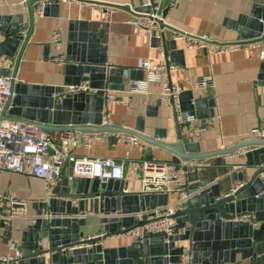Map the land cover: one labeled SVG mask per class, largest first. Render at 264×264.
Returning <instances> with one entry per match:
<instances>
[{
    "label": "water",
    "instance_id": "95a60500",
    "mask_svg": "<svg viewBox=\"0 0 264 264\" xmlns=\"http://www.w3.org/2000/svg\"><path fill=\"white\" fill-rule=\"evenodd\" d=\"M76 1L104 4L90 0ZM41 2L45 4L43 15H48L50 10L57 15L61 0H26L30 13L29 28L19 14L2 19L0 61H10L12 65L1 69L0 74L11 76L12 93L1 119L37 125L48 132L108 134L111 141L116 135L127 134L167 151L172 156V164L210 158H216L219 163L224 156L243 148L264 147V131L262 137L244 139L227 148L203 152L198 144L189 141L178 124L175 140L170 142L166 129L155 128L153 135L146 134L141 118L135 129L105 120L108 101L104 90L123 91L130 82L143 80L144 71L108 66L106 45L96 34H88L87 27H80L83 33L79 38H70L73 43L68 45L65 63L60 68L63 85H32L18 80L17 71L23 50L33 30L35 8ZM110 6L130 9L124 5ZM149 11L150 8L145 6L133 14ZM165 17L163 14L162 18L156 19L160 29L179 32L165 23ZM236 28L239 41L233 44L263 42L264 7L256 6L249 15L241 16ZM162 34L168 61L170 50L173 54L184 53L177 40H168L165 33ZM20 45L21 50L15 58ZM84 82L96 91L62 96L65 87ZM160 104L161 101L158 102ZM179 104L181 111L199 119L214 117L213 109H204L208 106V99L195 98L192 90L181 92ZM63 116H67V121H59ZM261 159L264 164V154ZM259 173L260 170L247 183L243 173L238 174L236 180L242 186L228 193H223L219 184H212L214 179L196 182L178 195L172 216L175 223L172 236L147 233L119 247H106L104 241L128 234L151 221L154 211L167 205V194L152 192L153 186H150V191L127 193L122 180L101 183L98 179H76L70 186H58L59 189L49 193L38 204L36 217L20 236L18 251L21 256L9 264H180L184 253L191 256L194 264H264V184ZM247 213L253 216L252 222L227 220ZM94 224L102 226V235L96 238L84 232ZM12 228V222L7 219L6 205L0 196V229L9 233Z\"/></svg>",
    "mask_w": 264,
    "mask_h": 264
},
{
    "label": "crops",
    "instance_id": "0c3cea01",
    "mask_svg": "<svg viewBox=\"0 0 264 264\" xmlns=\"http://www.w3.org/2000/svg\"><path fill=\"white\" fill-rule=\"evenodd\" d=\"M90 1L104 4L61 0L57 15L52 14V10L48 15H40L35 9L33 30L17 71L18 80L32 85H63L60 68L65 62L60 64L55 59L62 55L66 57L67 47L73 43L70 38H79L83 33L81 26L87 27L88 34L99 36L101 43L106 45L108 66L142 70V64L147 60H151L152 64L159 63L157 43L150 39L144 29L128 22L135 16L134 11L145 7V0ZM152 1L160 5L161 18L165 14V23L174 29L196 36L208 35L213 41L228 44L239 41V31L236 28L239 18L249 15L256 6L264 7V0ZM110 5H124L130 9ZM16 14L22 16V22L29 28L30 13L26 0H0V28L3 17ZM55 31L61 36L60 41L56 43L53 42ZM163 32L168 40L173 39V32ZM2 39L0 35V41ZM178 42L184 53L179 55L173 54L171 50L168 52L170 62L179 66V69L171 74V81L179 86L181 92L192 90L195 98L208 99V106L204 109L214 111L213 127L200 132L197 125H189L180 127L182 133L190 142L198 144L203 152L227 148L244 139L261 137L264 131V71L260 43L212 54L206 49H187L183 40ZM21 45L15 53V58L21 50ZM11 65L10 61L1 60L0 70ZM207 76L214 78L215 89L201 87V79ZM160 89L159 83H152L147 95H127L125 90L111 91L127 98V104L108 103L105 120L114 125L135 129L138 119L141 118L145 123L146 134L153 135L155 128L166 129L168 141H174L177 122L173 109L160 100ZM59 121H67V116H63ZM69 132L73 137L70 150L74 155L114 158L124 163L125 178L122 181L125 183L124 192L127 193L145 191L142 182L143 161L151 159L167 162L170 167L177 165L170 162V153L144 142L131 144L119 140V135L114 136L111 141L110 135L106 134L108 136L105 140L94 141L91 147L86 148L81 142V138L86 135ZM263 154L264 147H258L247 154L238 151L224 156L219 163L216 158H210V167L188 170L187 185L183 191L193 187L198 181L214 179L212 184H219L222 192L228 193L239 186L236 180L238 174L243 173L245 183L253 177L262 164ZM70 171L71 166L66 163L63 173L68 175ZM68 185L72 184L66 179L46 181L37 178L29 169L24 174L0 170V196L6 205L7 219L12 222L13 227L9 233L0 229L1 255H15L23 230L37 215L38 204L49 193L59 189L58 186ZM179 194H167L166 204L174 207ZM11 200L26 202V211L11 217ZM101 228L100 224H94L84 229V232L89 236L100 235ZM133 240L134 237L125 234L108 238L104 242L106 247H119ZM262 244L264 245V241Z\"/></svg>",
    "mask_w": 264,
    "mask_h": 264
},
{
    "label": "built area",
    "instance_id": "2783aa9c",
    "mask_svg": "<svg viewBox=\"0 0 264 264\" xmlns=\"http://www.w3.org/2000/svg\"><path fill=\"white\" fill-rule=\"evenodd\" d=\"M70 2L72 0H63ZM145 6L150 8L149 13H137L128 22L144 29L150 39L155 41L159 51L160 61L158 64H152L147 60L142 64L144 71L143 80L132 81L127 95L149 93V87L152 83H159L161 89L159 92L160 100L166 102L174 111L175 119L179 127L185 128L189 125H197L200 132H205L213 127L212 118L205 120L199 119L196 115L180 110L179 96L181 90L176 83L171 81V74L179 69V66L167 60L166 50L163 46V30L160 29L156 19H160V5L152 0H145ZM44 2L37 4L36 12L40 15L44 13ZM60 33H53V42L60 41ZM174 40H183L187 49H206L212 54H220L232 49H238L239 44H228L213 41L208 35L196 36L186 32L179 31L173 34ZM261 57L264 61V41L260 44ZM64 55L55 59L57 63L65 62ZM201 87L205 89H215V81L212 76L203 77L200 81ZM91 92L96 90L90 88L87 82L78 86H67L64 88L62 96L77 92ZM108 103L120 102L127 104V98L120 97L116 92H111L108 88L104 90ZM11 76L0 75V170L24 174L27 169L32 175L46 181L67 180L73 184L76 179L89 178L98 179L101 183H107L111 180H123L125 178L124 163L114 158L107 157H79L70 150V143L73 140L69 131L48 132L40 129L37 125L25 122H13L1 119L4 107L11 96ZM172 101V102H171ZM257 132V131H256ZM263 136V132L261 133ZM106 134H91L83 136L82 145L86 148L91 147L94 141H103L107 138ZM261 136V137H262ZM119 140L131 144H139L141 141L137 138L121 134ZM258 147H247L240 150L241 154H247ZM66 163L71 166L68 175L63 173V167ZM210 159L191 160L181 162L175 167H170L167 162L156 160H145L142 164V182L145 185V191L170 194L172 192H182L187 185L188 170L202 169L210 167ZM259 178L264 184V164L259 165ZM242 184L233 189L236 191ZM27 203L19 200H11L10 215L14 217L24 213ZM175 208L173 205L158 207L154 211L152 220L143 226L131 230L128 234L134 238L140 239L147 233H164L172 236L175 232V223L172 219ZM232 222H252L253 216L249 213L236 215L227 219ZM102 235V234H100ZM95 235L94 238L100 236ZM21 253L16 251L14 256L1 255L0 264H9L19 259ZM180 264H194L191 262V256L184 253L181 256Z\"/></svg>",
    "mask_w": 264,
    "mask_h": 264
}]
</instances>
